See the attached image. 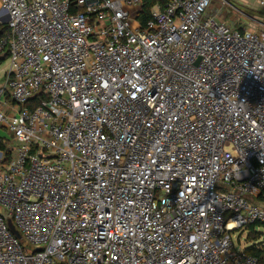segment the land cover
<instances>
[{"label":"built area","instance_id":"built-area-1","mask_svg":"<svg viewBox=\"0 0 264 264\" xmlns=\"http://www.w3.org/2000/svg\"><path fill=\"white\" fill-rule=\"evenodd\" d=\"M147 2L0 0V264H259L264 28Z\"/></svg>","mask_w":264,"mask_h":264},{"label":"rangeland","instance_id":"rangeland-1","mask_svg":"<svg viewBox=\"0 0 264 264\" xmlns=\"http://www.w3.org/2000/svg\"><path fill=\"white\" fill-rule=\"evenodd\" d=\"M217 11H219L221 19L229 21L234 26H256L258 28H264V6L259 5V0H213L209 12L213 13ZM8 66V60L0 65V86L4 85ZM1 211L2 209L0 208ZM249 232H256L258 236H252L253 238L258 237V239L255 240L254 238V240H250L252 236L248 239ZM234 234L235 242L240 248L245 249L253 244H261L264 246V226H256V229L253 231H237ZM238 240L241 242L240 245Z\"/></svg>","mask_w":264,"mask_h":264},{"label":"trees","instance_id":"trees-1","mask_svg":"<svg viewBox=\"0 0 264 264\" xmlns=\"http://www.w3.org/2000/svg\"><path fill=\"white\" fill-rule=\"evenodd\" d=\"M168 0H148V2L145 4V8H144V12L140 15L139 19L140 21L142 22L141 24L143 25L145 23V21L148 19L149 17V13H150V10L152 9V7H154L155 5L159 4L160 6H163ZM8 29V26L5 25V24H0V37L2 35H4L6 33ZM8 59V53L7 51H4V52H0V65L5 62L6 60ZM38 100H40V98H35L33 101L34 103H37ZM33 105V104H31ZM2 129L0 127V149H5V145L2 141ZM8 155H9V152H8ZM259 201L261 202H264V198L263 196H261V193H259V198H258ZM258 236V234L256 232H251L249 233L248 235V239H250V236ZM252 239L250 240H257L258 237H254L253 236L251 237ZM246 252H248L249 254L255 256L258 261H259V264H264V246L261 245V244H258V245H251V246H248L246 248Z\"/></svg>","mask_w":264,"mask_h":264},{"label":"water","instance_id":"water-1","mask_svg":"<svg viewBox=\"0 0 264 264\" xmlns=\"http://www.w3.org/2000/svg\"><path fill=\"white\" fill-rule=\"evenodd\" d=\"M8 224H9L11 230L14 232V234L17 235L18 237H20V234H19L18 230L14 227L13 223L11 222V220H8Z\"/></svg>","mask_w":264,"mask_h":264},{"label":"crops","instance_id":"crops-1","mask_svg":"<svg viewBox=\"0 0 264 264\" xmlns=\"http://www.w3.org/2000/svg\"><path fill=\"white\" fill-rule=\"evenodd\" d=\"M0 110H3V107L2 106H0Z\"/></svg>","mask_w":264,"mask_h":264}]
</instances>
